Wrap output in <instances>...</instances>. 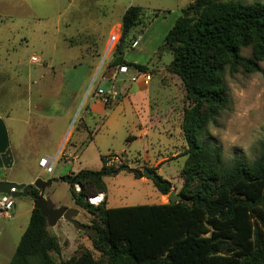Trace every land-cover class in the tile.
<instances>
[{"label":"rangeland","instance_id":"374dc122","mask_svg":"<svg viewBox=\"0 0 264 264\" xmlns=\"http://www.w3.org/2000/svg\"><path fill=\"white\" fill-rule=\"evenodd\" d=\"M193 1L0 0V114L6 123L17 160L15 165L7 168L9 178L17 181H34L37 177L51 180L45 189V196L50 198L52 205L57 203L69 207L73 201L70 186L61 177L74 176L76 172H70L72 168L99 169L102 154L117 152L122 156V164L142 174L145 168H156V172L170 179L174 184L173 189L179 191L183 184V153L187 149L181 127L184 122L183 109L192 105L190 99L186 98L180 115L174 120V124L181 127L180 132L164 124L150 128L146 135L141 136L137 124L147 106L142 100L145 94H139L131 103L120 93L113 107L106 105L100 119H87L93 128L96 127L94 140L79 152L78 149L83 139L89 136V132L83 129L88 99L97 87H108L101 77L107 71V64L117 44L115 42L110 46L109 38L113 33L121 36V21L126 8L139 5L144 8L145 14L138 28L142 29L139 45L127 49L124 58L136 63L160 62L163 66L170 63L173 56L169 50H163L162 54H158V51L169 30L182 15L183 8ZM157 9H160L159 15L155 17ZM107 39L109 44L103 49ZM252 50V47L245 48L242 54L250 56ZM33 55L38 56L40 61L32 62ZM83 64L91 67L87 80L79 89L70 88L71 81L76 83L77 76L69 74L79 71ZM94 76L93 85L86 94ZM223 78L228 103L218 116L207 122L201 137L220 146L226 162L237 157L254 159L259 154L260 144L264 142V61L258 72H248L242 67L234 70L228 64ZM149 89L152 98L164 93V88L160 86V75L153 76ZM85 94L87 96L82 102ZM54 148L56 153L53 158L57 161L54 172L48 173L39 166V160L45 152L54 155ZM68 151L73 154L77 151L79 158L66 161ZM159 154L164 156L162 162H152L155 158H161ZM146 155L152 160L141 158ZM120 169L119 173L105 177L108 190L103 203L123 206L162 201V194L155 187L153 179L145 174L141 178L135 177V172ZM168 195L164 201H169ZM16 200L24 207L31 203L30 197H18ZM76 207L80 209L78 219L81 222L92 224L95 221L86 209L79 205ZM21 224L20 217L0 216V226L12 231L11 240L15 244L22 236L23 231L19 229ZM49 226L48 223V229ZM55 231L62 252H52V255L59 263L72 256L78 245L93 248L88 234H80L65 219L56 224ZM93 251L95 257H100L97 251Z\"/></svg>","mask_w":264,"mask_h":264},{"label":"trees","instance_id":"16d2710c","mask_svg":"<svg viewBox=\"0 0 264 264\" xmlns=\"http://www.w3.org/2000/svg\"><path fill=\"white\" fill-rule=\"evenodd\" d=\"M144 14L142 6L126 8L121 36L107 69L120 70L125 65L139 72L150 70L148 64L124 58L125 51L142 36L138 28ZM248 47L252 54L245 56L242 50ZM161 50L172 53L168 69L181 78L186 98L193 102L184 109L182 125L187 149L178 193L183 198L115 207L104 201L89 203V196L107 193L105 177L120 168L135 172V177L144 175L126 164L106 166V155H101V168L81 169L69 180L63 177L76 205L95 218L91 225L99 233L88 235L93 248L80 245L68 259L57 262L52 252L61 254L62 245L57 235L50 234L47 217L33 208L9 264H264V142L254 159L237 157L226 162L222 148L201 137L207 122L228 103L225 67L261 70L264 2L194 0L183 8ZM80 68L69 74L77 76L70 88L79 89L87 80L91 67L83 64ZM149 170L158 177L153 180L157 190L168 195L173 182L156 168ZM93 250L100 257H95Z\"/></svg>","mask_w":264,"mask_h":264},{"label":"crops","instance_id":"0c3cea01","mask_svg":"<svg viewBox=\"0 0 264 264\" xmlns=\"http://www.w3.org/2000/svg\"><path fill=\"white\" fill-rule=\"evenodd\" d=\"M121 27H122V24H121ZM109 39H107L108 41L105 42L103 49H105L108 46ZM162 51L163 50L160 49V51H158V54H162ZM142 64H148L150 66V70L148 72H139L135 68H129L127 72H120V70L118 69L109 68V69H106L107 71L101 77V79L106 81L108 87L115 85L118 88L121 95L122 96L124 95L126 98H129L131 103H133V99L135 100L139 97V94H145L142 100L145 102L147 106L141 112L143 115L140 118V122H138L137 124L140 129L139 135L144 136L148 133V130L150 128L156 127L158 125H164V124H167L171 130L179 129L178 131L180 132V129L182 126L177 127L174 124V120L176 116L180 115L181 107L185 105V100H186V91H185L181 78L177 74L171 72L168 69L169 63L163 66H161L160 62H154V61H150V62H146ZM146 74L151 75L150 80H147L145 78ZM155 74L160 75V86H162L165 91L164 93H161L159 96L157 97L154 96L152 98L151 93L149 92L150 91L149 85ZM129 82H131L130 85H129ZM134 85L136 86L137 89H135ZM152 104H153V107H152ZM105 110H106V105L103 103L101 98H99L95 94L89 97L87 108H86V113L84 114L85 127L83 128L89 132V136L88 138L83 139V141L79 145V149L77 148L78 152L82 150L83 147H86L92 140H94V136L96 133V127L93 128L87 122V119L92 118L96 120L97 117L98 119H100L101 115L105 113ZM0 116L2 117L1 114ZM90 136H92L91 140H90ZM53 150H54V155H51L50 153H47V152L43 153L42 155L43 156L49 155L53 157L55 156V153H56L55 148ZM76 152L75 154H73L70 151H68L69 154L66 156L67 157L66 161L77 160L79 156H78V152L77 153ZM102 155H105V154H102ZM159 156L161 157L159 160L155 158L152 162L156 163L157 161H159L158 164L162 162V160L164 159V156L161 154H159ZM183 156L185 155L183 154ZM141 158L144 160L146 159L152 160L149 155L141 156ZM185 159H186V156H185ZM16 163H17L16 154L13 153V165H15ZM102 165H103V161H102ZM161 169L162 168H160V170ZM80 170H81L80 168L79 169L72 168L70 172L77 173ZM0 175L2 176L3 179L11 180V178H9L8 169H1ZM61 178L63 179V177ZM12 181H17V180H12ZM17 182L31 183L33 182V180H21ZM176 191L178 192V190ZM161 198H162V201L160 203L167 202V201H164L166 198V195L162 194ZM55 205L61 206L60 204H57V203H55ZM69 207H76V203L74 202V200L72 201ZM109 207H115V206H109ZM33 208H34V200L32 198H31V203L28 207H24L23 203H21L20 201H17L15 198V204H14V208L11 213V217H7V218L20 217V219H22V224L20 225V228H19L20 230L23 231L22 235L29 224V220H30V216H31ZM0 216H3V215H0ZM27 217H29L28 218L29 220L26 224ZM59 221L63 222L64 219H61ZM11 234H12V231L7 230L3 226H0V264L10 263V260L19 244V243L18 244L13 243V241L11 240ZM82 241L84 242L83 238H82Z\"/></svg>","mask_w":264,"mask_h":264},{"label":"water","instance_id":"95a60500","mask_svg":"<svg viewBox=\"0 0 264 264\" xmlns=\"http://www.w3.org/2000/svg\"><path fill=\"white\" fill-rule=\"evenodd\" d=\"M103 62V61H102ZM96 76V75H95ZM95 76L91 80L89 87L87 89L86 94H88L90 88L93 85L95 80ZM85 94L82 102L84 101ZM82 102L80 106L82 105ZM80 107L77 110L79 112ZM76 113V114H77ZM75 117L73 118L72 123L74 122ZM13 166V151L10 144V136L6 126L4 119L0 116V170L11 168ZM122 169L116 171V174L119 173ZM143 173L153 179L157 180L158 177L155 172L150 171L148 168L143 170ZM67 180L70 179L68 176ZM51 184V180L46 181L41 177H37L33 182H17L12 180L3 179L0 175V192L8 193L14 198L18 197H31L34 200V208H38L41 213L47 217L49 226V231L52 236L56 235L55 226L59 220L65 219L73 224V226L79 231L80 234H88L92 237L98 235L99 230L97 227L81 222L78 219V215L80 213V209L78 207H68V206H56L52 205L50 202V198L45 196V189L48 185ZM15 187V191H11V188ZM35 189L39 190L37 194ZM169 200L175 202L177 200H181L183 197L180 195L176 189H173L169 195Z\"/></svg>","mask_w":264,"mask_h":264},{"label":"built area","instance_id":"2783aa9c","mask_svg":"<svg viewBox=\"0 0 264 264\" xmlns=\"http://www.w3.org/2000/svg\"><path fill=\"white\" fill-rule=\"evenodd\" d=\"M120 36L117 35L116 33L111 34L110 36V46H112L113 43L118 42ZM141 36L135 40L132 44V47L135 48L138 46L139 44V40H140ZM116 44V43H115ZM31 61L34 63H37L40 61L39 57L36 55H33L31 57ZM128 67L125 65H122L120 67V72H127L128 71ZM145 78L147 80L151 79V75L150 74H146ZM94 94L96 96H98L99 98H101V100L103 101V103L105 105H110L113 104L114 101H116L119 96H120V92L118 90V88L113 85L110 86L108 88H100L97 87ZM105 164L106 166H116L118 167L119 165H121L123 163V159L120 153L117 152H110L105 154ZM56 158H53L52 156L49 155H45L42 156L39 160V166L48 173H53L54 169H55V163H56ZM75 188L77 191H81V185L80 184H76ZM16 188L12 187L11 191H15ZM105 198V193L100 192L97 195H93V196H89L87 199L95 205H98L100 203L103 202ZM14 204H15V198L12 197L10 194L8 193H1L0 192V215L6 216V217H11V213L12 210L14 208Z\"/></svg>","mask_w":264,"mask_h":264}]
</instances>
